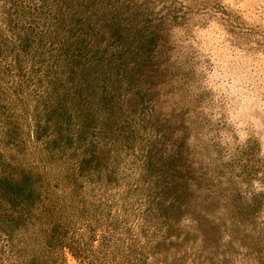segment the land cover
<instances>
[{
    "label": "rangeland",
    "instance_id": "374dc122",
    "mask_svg": "<svg viewBox=\"0 0 264 264\" xmlns=\"http://www.w3.org/2000/svg\"><path fill=\"white\" fill-rule=\"evenodd\" d=\"M114 4L119 10L133 5L143 9L147 19L142 23L157 40L153 57L158 66L152 68L147 61L135 87L126 93L127 104L143 124L142 142L157 140L162 156L175 160L188 181L187 197L171 227L173 237L148 261L264 264V0H114ZM8 9L12 10L9 0H0V41L6 37L12 47ZM10 51V47L0 49V99L3 92L13 91L18 79ZM25 86L22 118L30 124V148L80 156L92 150L94 159L104 163L112 157L119 163L120 178H113L107 188L106 205L113 203L112 219L120 212L119 219L125 221L116 235L121 259L131 237H140L139 222L146 207L145 197L135 201L130 194L121 209L123 195L117 189L137 176L144 159L138 153L139 144L133 152L124 149L118 154L120 141L102 119L74 111L72 106L60 116L57 110L48 113L40 96L43 85ZM6 114L0 106V173L3 157L19 150L14 123ZM160 155L154 152L153 157L157 161ZM162 164L160 160L158 165ZM14 177L6 181L14 184ZM48 184L57 204L62 181L51 178ZM103 188L100 179L86 178L81 186L93 207L99 204L95 194ZM105 223L104 218L98 221L99 226ZM73 227L68 234L80 239L83 224L78 221ZM12 228L9 221L0 220V246L4 245L0 264H20L17 252L5 245L11 231L17 236ZM98 242L80 245L86 260L105 253V246ZM63 252L68 264H83L68 247Z\"/></svg>",
    "mask_w": 264,
    "mask_h": 264
},
{
    "label": "trees",
    "instance_id": "16d2710c",
    "mask_svg": "<svg viewBox=\"0 0 264 264\" xmlns=\"http://www.w3.org/2000/svg\"><path fill=\"white\" fill-rule=\"evenodd\" d=\"M9 2L12 10L8 11L13 16L9 14L7 34L13 45L3 37L0 49L10 47L13 66L19 71L11 92L13 97L10 92H3L0 106L14 123L19 150L5 155L1 161L4 165L0 173V220L9 221L12 230L17 231V236L13 231L6 236L5 245L9 251L17 252L20 264H68L64 247L83 264H153L147 257L156 256L163 242L173 237L171 227L187 197L188 181L175 160L162 156L157 140L142 142L141 118L135 117L134 108L127 104L126 93L135 87L146 62H152V68L158 66L153 57L157 40L142 23L147 19L145 11L134 5L119 10L114 0ZM25 83L43 85L40 96L48 113L57 110L60 116L62 110L66 112L72 106L74 111L102 119L120 141L118 154L124 149L133 152L139 144L138 153L144 159L137 176L131 182H121L122 187L117 189L123 195L121 209L126 207L130 194L136 196L135 201L145 197L146 207L139 222L143 239L138 245L141 238L132 236L121 259L116 235L120 233L119 224L123 228L125 221L119 219L120 212L112 219L113 203L106 205L110 199L107 188L113 178H120L119 163L112 157L104 163L94 159L92 150L80 156L70 151L55 153L51 149L30 148V124L22 118L27 104ZM141 102L145 103L143 99ZM154 152L161 154L157 161ZM53 159L60 162L51 164ZM160 160L162 165H158ZM10 176H15L16 183L6 181ZM51 178L62 181L61 192L56 193L60 197L57 204L55 193L48 187ZM86 178L104 183L103 190L95 194L98 206L93 207L81 189ZM101 218L107 222L103 226L98 225ZM78 221L83 224V232L80 239H73L68 232ZM96 239L105 246V253L86 260L80 245Z\"/></svg>",
    "mask_w": 264,
    "mask_h": 264
}]
</instances>
